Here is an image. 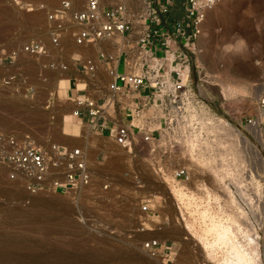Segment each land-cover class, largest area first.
Returning <instances> with one entry per match:
<instances>
[{
  "label": "rangeland",
  "instance_id": "374dc122",
  "mask_svg": "<svg viewBox=\"0 0 264 264\" xmlns=\"http://www.w3.org/2000/svg\"><path fill=\"white\" fill-rule=\"evenodd\" d=\"M48 1L50 7L57 3ZM69 39L53 45L46 10L28 11L14 0H0V130L36 144L65 140L54 130L61 132L58 120L73 109L66 98L72 96L77 51ZM31 40L44 42L49 54L24 55L13 64L5 60L6 53ZM194 60L202 68V86H211L205 95L215 111L235 122L256 114L255 86L264 84V0H225L209 10ZM63 77L69 80L61 89ZM65 89L69 93L63 96ZM92 135L86 132L85 138L93 149L94 184L79 199L53 191L29 193L10 181L0 164V264H215L185 227L188 219L204 225L200 213L210 207L218 220L229 213L240 220L246 230L235 226L239 241L252 238L248 247L264 264V137L255 139L247 159L250 182L236 186L246 198L231 186L237 197L230 198L229 186L214 180L186 188L198 193L196 198L193 191L162 182L145 154L133 157L109 138ZM209 187L223 199H212ZM178 189L194 198L180 200ZM146 200L151 213L141 212ZM152 237L177 243L173 251L179 255L172 261L148 256L142 243Z\"/></svg>",
  "mask_w": 264,
  "mask_h": 264
},
{
  "label": "built area",
  "instance_id": "2783aa9c",
  "mask_svg": "<svg viewBox=\"0 0 264 264\" xmlns=\"http://www.w3.org/2000/svg\"><path fill=\"white\" fill-rule=\"evenodd\" d=\"M222 1L58 0L49 11L45 2L14 0L28 11L46 10L53 45L69 37L95 49L97 60L77 59L83 77L76 79L72 98L74 115L90 133L105 135L133 157L145 154L164 183L218 179L240 196L236 186L250 182L247 159L255 139L264 137V84L255 86L257 113L238 122L220 115L199 91L205 81L194 60L198 40L209 10ZM48 54L44 42L31 40L6 53L5 60L13 64L24 55ZM0 164L8 179L29 193L53 191L79 199L94 184L88 144H36L0 130ZM141 212H152L150 200ZM175 245L152 237L142 250L172 261Z\"/></svg>",
  "mask_w": 264,
  "mask_h": 264
},
{
  "label": "bare ground",
  "instance_id": "6f19581e",
  "mask_svg": "<svg viewBox=\"0 0 264 264\" xmlns=\"http://www.w3.org/2000/svg\"><path fill=\"white\" fill-rule=\"evenodd\" d=\"M67 38L69 40V37H67ZM72 48H73V50L77 51V53H74L76 55H78L79 53L80 54H86L85 52L87 51V50L85 51V48L76 46L75 44H73ZM68 80L69 79L67 77H63L59 82L63 85V87H65L67 85ZM204 86H205V89L211 88L210 85L205 84ZM205 89L203 86H199V91L201 92V94L204 95L205 97H207V95H205ZM70 98L71 97H67L66 99L70 101L71 100ZM70 110L67 111L64 120H63V118L61 120H58V124L61 127V132H60V130H59V132L56 129L54 130L56 135L62 136V137H64V139H66L65 138L66 136H77V134L79 132V131L77 132L76 129H73V124H74L73 122H76L77 119H76V116L74 115V112H73L74 109H72L71 111ZM76 123L80 125L79 122H76ZM259 132H260V130H256L255 133L259 134ZM67 138H69V137H67ZM127 154H129V153H127ZM212 172H213L214 176L219 177V174H217L216 170H212ZM214 182L219 183L218 179L214 180ZM168 184L176 186V187L181 186L185 190H187L186 188H191L190 186L192 185V184H185L182 182L177 183V182H171V181H169ZM184 185H187V186H184ZM198 185H201V186L207 185L208 186V184H198ZM201 188H203V187H201ZM179 189H180V187H179ZM179 189H178V191H179L178 193H180V194H178V195L180 196V200L191 199L192 195H191V197L186 196L188 194H186V192H185V195H184L183 194L184 192L182 193L181 192L182 190L180 191ZM195 189L198 190V187ZM208 189H210L211 191H209V192H212V194H213L212 199H223L221 194L215 193L213 191V189L210 187L207 188V191H208ZM204 190L206 191L205 188H204ZM187 191L189 192V191H193V190L189 189ZM229 191H230L229 197L234 198L233 193L230 190V188H229ZM209 192H207V193H209ZM209 194L211 195V193H209ZM215 194L219 198H217V197L214 198ZM193 195H195L196 198L200 197L198 195V193H196L195 191H193ZM204 195L208 196V194L206 195V192ZM175 196H176V194H175ZM179 196H178V198H179ZM192 198H194V197H192ZM206 208H208L207 205H206ZM198 209H200V208H198ZM210 210H211V207H210V209H205L202 212L198 211V212H201L200 216H202L203 219L205 220V224L203 223L204 225L198 226L195 221L188 219L189 221L187 222V225L185 226L188 228L187 233L189 234V237H191V239L194 237H195V239L198 238L197 240H199V242L195 241V244H197L199 246L201 244L200 248L203 251L202 253L205 256V258H207V261L209 260L210 263H215V264H260V262L258 260L257 253L252 248L250 249L248 247L251 245L253 239L249 238L248 243L244 244L243 242L239 241V239L237 237V234L235 232V226H238L239 227L238 229L241 230L242 224L239 223L240 220H238L235 217V215L231 214V213L225 215V216H227L225 220L220 219V217H219L220 220H218V218H217L218 214H215V212L211 213ZM206 220H208V221H206ZM148 228H150L151 230H154L153 226H150ZM243 228L241 231L245 232L246 228H244L245 230H243ZM193 241H194V239H193ZM178 255L179 254H177V250L173 251L172 259L173 258L175 259V257H177Z\"/></svg>",
  "mask_w": 264,
  "mask_h": 264
},
{
  "label": "crops",
  "instance_id": "0c3cea01",
  "mask_svg": "<svg viewBox=\"0 0 264 264\" xmlns=\"http://www.w3.org/2000/svg\"><path fill=\"white\" fill-rule=\"evenodd\" d=\"M40 2H45L47 4V8H48L49 11L52 10V9H55L58 6V0H57L56 5L53 6V7H50L51 4H50V2L48 0H41ZM63 40L68 41V38H65ZM73 43L75 44V42H73ZM76 46H78V45H76ZM79 47L85 48V51L87 50L85 52L86 54H80L79 53L78 55H76V54L73 53L72 56H73L74 59L77 58V59L85 60L86 58H92L94 60H97L96 52H95V49H93V47H91V46L90 47L79 46ZM65 68L67 69V67H65ZM99 68H100V70H103L104 66L99 64ZM75 69L76 70H75L74 77H72V78L70 77V89H69L70 91H72L71 92L72 96L70 98L71 99L70 101H71V104L73 105V107H72L73 109L75 108V105H74V103L72 101V98H73L74 93H75L76 79H80L81 77H83V73L81 72L80 67L77 64H76V68ZM63 88L64 87H61V89H63ZM68 93H69L68 89H65V91L63 93V96L67 95ZM76 122H79L78 119L76 120ZM73 129H76L77 132L79 131L77 136H70L69 138H67L68 136H66L65 140L61 139L62 141L61 142H57V143L68 145V146H80V145H87V144L89 145L90 141L86 140L87 138H85L86 132H88L91 135L93 134V133H90L89 128L87 127V129H86L81 124L79 125V124L75 123V124H73ZM95 135H100V134H93L92 136H95ZM100 136L106 137L105 135H100ZM89 147H91V146L89 145ZM90 150L91 151L93 150L92 147L90 148Z\"/></svg>",
  "mask_w": 264,
  "mask_h": 264
},
{
  "label": "clouds",
  "instance_id": "9594fccd",
  "mask_svg": "<svg viewBox=\"0 0 264 264\" xmlns=\"http://www.w3.org/2000/svg\"><path fill=\"white\" fill-rule=\"evenodd\" d=\"M243 42H241V44H242Z\"/></svg>",
  "mask_w": 264,
  "mask_h": 264
}]
</instances>
